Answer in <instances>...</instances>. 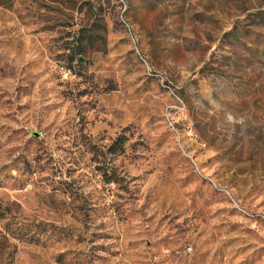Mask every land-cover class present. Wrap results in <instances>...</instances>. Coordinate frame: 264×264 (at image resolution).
<instances>
[{"label": "rangeland", "instance_id": "374dc122", "mask_svg": "<svg viewBox=\"0 0 264 264\" xmlns=\"http://www.w3.org/2000/svg\"><path fill=\"white\" fill-rule=\"evenodd\" d=\"M0 264H264V0H0Z\"/></svg>", "mask_w": 264, "mask_h": 264}, {"label": "trees", "instance_id": "16d2710c", "mask_svg": "<svg viewBox=\"0 0 264 264\" xmlns=\"http://www.w3.org/2000/svg\"><path fill=\"white\" fill-rule=\"evenodd\" d=\"M85 47H80L78 49V53H84L85 52ZM121 148V144L120 143H117V141H115L114 143H112L110 145V148H109V152L110 153H115L117 150H119Z\"/></svg>", "mask_w": 264, "mask_h": 264}]
</instances>
